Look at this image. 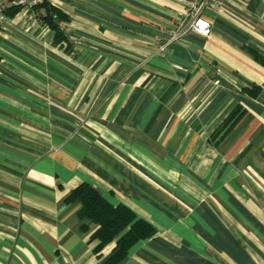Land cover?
I'll list each match as a JSON object with an SVG mask.
<instances>
[{"label":"crops","instance_id":"0c3cea01","mask_svg":"<svg viewBox=\"0 0 264 264\" xmlns=\"http://www.w3.org/2000/svg\"><path fill=\"white\" fill-rule=\"evenodd\" d=\"M184 1L44 0L75 50L8 12L0 264L104 263L115 242L98 251L66 201L81 183L155 230L119 264H264V0H222L208 38L172 42Z\"/></svg>","mask_w":264,"mask_h":264},{"label":"trees","instance_id":"16d2710c","mask_svg":"<svg viewBox=\"0 0 264 264\" xmlns=\"http://www.w3.org/2000/svg\"><path fill=\"white\" fill-rule=\"evenodd\" d=\"M41 6L46 8L45 15L42 18L54 31L55 38L64 40L57 28V22L64 20V16L45 3H42L38 8ZM235 114L231 112L228 115L223 121L220 131L229 127L235 121ZM66 201L70 203L79 202L81 205L78 212L80 218L87 219L96 225L91 238L99 242L98 251L115 242L111 255L103 264H119L126 257L133 244L151 238L155 233L154 228L148 222L137 218L128 207L121 204L111 205L87 183H81L71 190Z\"/></svg>","mask_w":264,"mask_h":264},{"label":"built area","instance_id":"2783aa9c","mask_svg":"<svg viewBox=\"0 0 264 264\" xmlns=\"http://www.w3.org/2000/svg\"><path fill=\"white\" fill-rule=\"evenodd\" d=\"M221 2L222 0H185L176 14L174 20L176 27L170 41H177L186 33L208 38L212 33V24L206 18V13H215L220 8ZM42 3L44 0H0V25L8 12L14 9L24 16L31 28H38L44 22L38 11ZM57 28L64 40L75 50L80 42L78 34L66 28L63 21L57 22ZM163 50L164 45L161 46V51Z\"/></svg>","mask_w":264,"mask_h":264}]
</instances>
